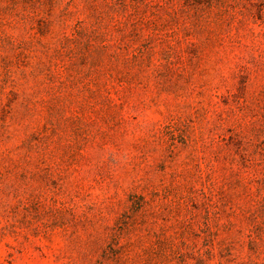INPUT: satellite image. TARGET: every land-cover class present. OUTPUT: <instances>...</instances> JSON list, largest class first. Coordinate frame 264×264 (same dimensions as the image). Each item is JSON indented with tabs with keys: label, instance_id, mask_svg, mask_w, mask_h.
Masks as SVG:
<instances>
[{
	"label": "rangeland",
	"instance_id": "374dc122",
	"mask_svg": "<svg viewBox=\"0 0 264 264\" xmlns=\"http://www.w3.org/2000/svg\"><path fill=\"white\" fill-rule=\"evenodd\" d=\"M0 264H264V0H0Z\"/></svg>",
	"mask_w": 264,
	"mask_h": 264
}]
</instances>
